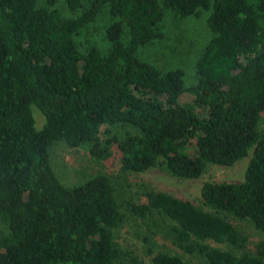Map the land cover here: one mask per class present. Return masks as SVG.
<instances>
[{"label":"trees","instance_id":"16d2710c","mask_svg":"<svg viewBox=\"0 0 264 264\" xmlns=\"http://www.w3.org/2000/svg\"><path fill=\"white\" fill-rule=\"evenodd\" d=\"M203 14L190 69L139 58L166 16ZM59 142L97 160L116 148L121 172L178 180L248 163L240 182H204L199 206L154 190L123 205L103 173L62 185ZM128 216L200 259L145 236L150 264H264V240L240 225L264 239V0H0V264H143L116 241Z\"/></svg>","mask_w":264,"mask_h":264},{"label":"rangeland","instance_id":"374dc122","mask_svg":"<svg viewBox=\"0 0 264 264\" xmlns=\"http://www.w3.org/2000/svg\"><path fill=\"white\" fill-rule=\"evenodd\" d=\"M161 1V0H157ZM206 15L200 18L189 17L176 23H171L166 16L160 23L163 38L160 42L147 48H140L139 58L156 67L167 69H181L186 71L192 67L194 54L201 49L208 38L206 30ZM81 34L78 39L80 48L87 47V34ZM185 83L188 78H184ZM187 96L182 100H187ZM35 129L41 130L45 119L35 106H31ZM194 153L192 152L191 155ZM49 160L51 167L64 186H73L84 183L89 178L101 173L110 177L115 194L120 202H145L143 193L148 190L167 193L177 199L200 205V190L204 182H240L243 180L248 159L239 161L232 168L209 166L205 175L197 180H178L158 168L144 173H123L120 171V155L116 148H112L111 156L105 160H97L89 156L84 147L70 148L59 142L50 149ZM125 213V212H123ZM126 214V213H125ZM128 214V213H127ZM123 228L118 231L116 241L124 251L134 252L143 259V264H150L147 253L148 247L143 237L150 238L151 247L156 251H164L181 257L185 261L199 262L200 259L186 255L175 248L170 239L164 236L153 235V228L147 230L148 222L137 221L130 216ZM241 228L249 235L250 242L264 240L246 223H240ZM151 231V232H150Z\"/></svg>","mask_w":264,"mask_h":264}]
</instances>
